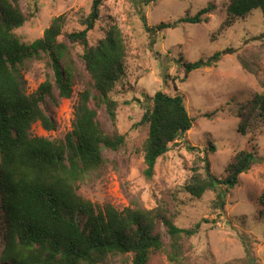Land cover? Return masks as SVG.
<instances>
[{
	"label": "rangeland",
	"instance_id": "obj_1",
	"mask_svg": "<svg viewBox=\"0 0 264 264\" xmlns=\"http://www.w3.org/2000/svg\"><path fill=\"white\" fill-rule=\"evenodd\" d=\"M231 0H104L99 18L88 33L91 45L104 38L113 24L124 33L127 42V71L111 93L117 101L114 125L105 107L98 108V120L110 134L118 130L126 135L119 150L104 149L105 163L92 170L77 184V192L97 204L111 203L122 210L126 206L168 208L176 225L199 231L184 237V256L190 264H264V117L251 121L246 133L239 131L242 114L253 111V100L264 94V17L260 9L233 18L229 23L227 6ZM93 0H22L26 22L15 33L22 42L32 43L43 37L51 20L66 17L64 32L82 30ZM209 3L215 9L201 22L179 21L194 16ZM146 25H171L152 33ZM230 24V25H228ZM60 39H65L61 36ZM75 70L70 98H47L43 108L55 123L47 130L40 121L33 124L32 135L64 140L72 130L74 105L79 93L91 87L90 74L81 58L83 48L71 45ZM220 53L211 65L187 72L184 61L209 59ZM28 92L37 89L53 71L48 59L33 58L24 63ZM168 74V75H167ZM165 75L169 77H165ZM163 91L184 97L194 119L191 130L155 165L154 175H145V142L149 124L141 123L151 97ZM92 106H96L92 99ZM187 142L201 148L215 146L209 152L215 173L225 176L230 158L244 147L256 151L257 162L239 175L230 189L223 210L214 207L216 193L207 191L195 197L183 186L192 175L197 152ZM209 150V149H206ZM203 166V165H202ZM166 242L164 250L151 254L148 264H171L169 236L160 227ZM4 221H0V254L4 247ZM103 264H133L131 254L110 255Z\"/></svg>",
	"mask_w": 264,
	"mask_h": 264
},
{
	"label": "trees",
	"instance_id": "obj_2",
	"mask_svg": "<svg viewBox=\"0 0 264 264\" xmlns=\"http://www.w3.org/2000/svg\"><path fill=\"white\" fill-rule=\"evenodd\" d=\"M103 1L93 0L82 30L64 32L67 20L61 14L51 20L43 37L27 44L15 33L27 20L22 0H0V221H4L0 264H103L110 255L119 254H131L133 264H148L152 253L166 247L161 226L169 236L171 264H190L182 240L194 236L200 223L192 228L180 227L166 207L129 205L119 210L111 203H94L77 192V184L105 163L104 149L119 150L126 144L125 134L106 132L98 120V108L105 107L114 125L117 121V101L111 93L126 75L128 55L124 33L117 24L96 45L89 42L88 33L99 18ZM215 8L209 3L196 15L179 21L207 20L206 15ZM255 9H260L264 17V0H231L227 6L229 23ZM142 19L152 33L171 25L162 22L151 27L146 25L145 15ZM75 44L83 48L81 58L89 71L91 87L79 93L72 130L64 140L32 135L37 121L47 130L55 128L43 108L47 98H55V86L60 97L72 96L75 64L71 45ZM219 56L215 53L207 60H186L184 64L190 72L211 65ZM43 57L48 59L53 74L29 93L24 63ZM92 99L96 106H92ZM151 100L153 105L146 108L141 120L149 124L145 142L148 178L154 175L157 160L194 124L182 95L157 91ZM252 108L256 114H242L239 123V131L244 134L251 121L264 117V94L255 96ZM186 148L198 155L183 188L195 197L214 191V207L221 210L239 175L258 161L256 151L246 146L230 158L225 176L219 177L209 157L214 145L205 147L204 155L201 148L189 142ZM260 202L264 206V190Z\"/></svg>",
	"mask_w": 264,
	"mask_h": 264
}]
</instances>
